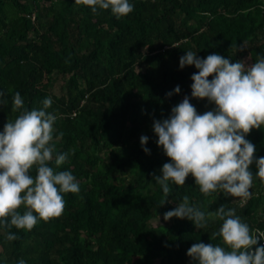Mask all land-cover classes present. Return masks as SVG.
<instances>
[{
    "label": "trees",
    "instance_id": "obj_1",
    "mask_svg": "<svg viewBox=\"0 0 264 264\" xmlns=\"http://www.w3.org/2000/svg\"><path fill=\"white\" fill-rule=\"evenodd\" d=\"M129 2L134 10L117 19L110 9L93 13L75 0H0V131L22 111H12L16 92L28 110L51 97L52 143L69 156L49 166L70 171L80 186L62 194L59 217L38 219L30 231L0 225V264H196L187 250L199 242L224 246L213 236L223 222L206 217L198 229L187 218L165 221L184 196L206 214L221 205L234 209L253 234L264 231V183L255 175L242 205L231 195H204L191 174L182 186L169 181L165 197L154 176L171 160L153 130L185 96L200 114L216 107L191 96L198 70L180 68L186 51L249 65L264 56V0ZM142 135L149 138L144 146ZM245 138L264 157V126ZM250 169L257 171L255 163ZM9 232L17 238L7 240Z\"/></svg>",
    "mask_w": 264,
    "mask_h": 264
},
{
    "label": "clouds",
    "instance_id": "obj_2",
    "mask_svg": "<svg viewBox=\"0 0 264 264\" xmlns=\"http://www.w3.org/2000/svg\"><path fill=\"white\" fill-rule=\"evenodd\" d=\"M75 3L90 7L93 13L110 9L117 19L134 10L129 0H75ZM27 17L34 21V12ZM186 65H194L198 70L191 76V96L206 98L216 107L200 114L185 96L172 107L168 118L154 120L157 144L171 160L163 164L162 175L154 176V180L165 197L170 193L169 181L182 186L191 174L204 195L219 192L250 198L254 175L264 183V157L257 158L255 145L245 138L252 129L264 126V56L258 55L249 65L239 60L232 62L216 53L201 58L197 52L186 51L179 66L182 69ZM174 92L179 93L180 87L176 86ZM172 94L167 93L169 97ZM52 103L48 97L42 101V108L28 110L19 92L13 97L12 111H22L0 131V225L4 227L30 231L38 219L47 222L63 213L62 194L80 192L79 182L70 171H55L49 166L54 159L59 167L69 156L67 152L56 153L52 143L57 116L46 111ZM148 139L142 135L141 145H146ZM143 150L150 154L147 147ZM253 163L255 173L250 169ZM33 167L35 176L30 173ZM21 205L26 209L23 214L18 211ZM173 217L187 218L198 229L207 226L206 217L223 222L213 236L221 237L224 246L199 242L187 250L196 264H264V245L253 250L264 234H253L234 209L221 205L206 214L190 205L189 198L184 196L173 210L163 214L165 221ZM16 238L11 232L6 236L9 241Z\"/></svg>",
    "mask_w": 264,
    "mask_h": 264
},
{
    "label": "rangeland",
    "instance_id": "obj_3",
    "mask_svg": "<svg viewBox=\"0 0 264 264\" xmlns=\"http://www.w3.org/2000/svg\"><path fill=\"white\" fill-rule=\"evenodd\" d=\"M27 2L29 3L30 1H27ZM140 68H142V66ZM60 84H61V81H58L57 84H55V87H54L55 92L57 94H60V89H59V85ZM153 221H154V223H161L162 222L160 218H155Z\"/></svg>",
    "mask_w": 264,
    "mask_h": 264
},
{
    "label": "built area",
    "instance_id": "obj_4",
    "mask_svg": "<svg viewBox=\"0 0 264 264\" xmlns=\"http://www.w3.org/2000/svg\"><path fill=\"white\" fill-rule=\"evenodd\" d=\"M235 198H236V197H235ZM236 200H237V202H238L240 205H242V204H244V203L246 202L247 199L236 198ZM255 234H257V235L259 236V234H264V231H260V230H258V231H256ZM262 239L264 240V238H262Z\"/></svg>",
    "mask_w": 264,
    "mask_h": 264
},
{
    "label": "water",
    "instance_id": "obj_5",
    "mask_svg": "<svg viewBox=\"0 0 264 264\" xmlns=\"http://www.w3.org/2000/svg\"><path fill=\"white\" fill-rule=\"evenodd\" d=\"M261 245H264V240L262 238L258 240V244L257 245L253 246V250L255 249V247H258V246H261Z\"/></svg>",
    "mask_w": 264,
    "mask_h": 264
}]
</instances>
